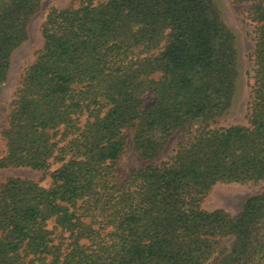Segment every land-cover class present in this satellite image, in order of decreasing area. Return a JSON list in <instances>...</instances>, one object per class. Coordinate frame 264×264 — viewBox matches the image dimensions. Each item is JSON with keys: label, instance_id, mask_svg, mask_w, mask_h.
<instances>
[{"label": "trees", "instance_id": "trees-1", "mask_svg": "<svg viewBox=\"0 0 264 264\" xmlns=\"http://www.w3.org/2000/svg\"><path fill=\"white\" fill-rule=\"evenodd\" d=\"M42 1L0 0V88ZM97 1L49 11L10 102L0 170L50 183L0 184V264H264V190L202 208L217 184L264 183V0H235L255 25L247 125L217 129L238 75L213 0ZM127 131L147 164L119 182Z\"/></svg>", "mask_w": 264, "mask_h": 264}, {"label": "rangeland", "instance_id": "rangeland-1", "mask_svg": "<svg viewBox=\"0 0 264 264\" xmlns=\"http://www.w3.org/2000/svg\"><path fill=\"white\" fill-rule=\"evenodd\" d=\"M98 0L97 2H106ZM218 7L224 24L235 36L237 51V79L235 83L234 95L231 105L222 116L209 123V129L227 128L230 126L247 125V109L249 103L251 76L253 74V51H254V31L255 25L250 21L247 10L249 2H237L235 0H213ZM79 0H43L37 12L32 16L28 28L27 39L17 47L10 59L8 77L4 85L0 88V156L5 151V142L1 135L6 128V117L9 111L10 102L20 85L23 70L31 65L37 52L43 46L41 35V25L46 15L52 9H65L77 6ZM150 96L144 98L145 104H149ZM201 127H193L188 131L174 134L168 141L163 152L151 163L165 161L176 148L178 142L191 138ZM127 144L119 158L116 166L118 181L126 180L130 172L141 169L144 162L131 144V132H126ZM7 178L28 179L40 183L43 187L49 186V178L40 172L32 171L28 168H10L0 170V184ZM264 190V183H232L217 184L203 200L202 208L212 212L223 210L230 215H237L241 212L245 202L253 196L261 194ZM53 223L49 224L51 228ZM231 240H224V244L229 246Z\"/></svg>", "mask_w": 264, "mask_h": 264}]
</instances>
